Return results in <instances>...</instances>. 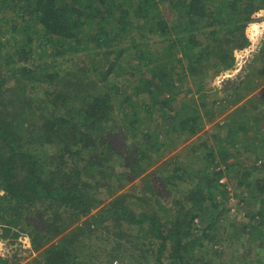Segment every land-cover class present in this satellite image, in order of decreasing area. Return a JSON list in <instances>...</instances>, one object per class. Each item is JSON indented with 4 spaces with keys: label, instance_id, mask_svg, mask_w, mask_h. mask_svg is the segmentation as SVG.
<instances>
[{
    "label": "trees",
    "instance_id": "obj_1",
    "mask_svg": "<svg viewBox=\"0 0 264 264\" xmlns=\"http://www.w3.org/2000/svg\"><path fill=\"white\" fill-rule=\"evenodd\" d=\"M263 9L264 0H0V238L23 246L29 237L27 264H109L133 238L136 264H214L216 195L226 190L209 170L186 191L177 181L200 162L240 166L227 162L235 142L234 157L251 161L239 184L264 206V79L253 77L264 74V40L254 74L231 97L174 103L187 79L200 92L235 68ZM119 123L139 136L124 170L112 164ZM206 123L217 130L185 148L191 159L164 153ZM14 257L0 251V264H18Z\"/></svg>",
    "mask_w": 264,
    "mask_h": 264
},
{
    "label": "rangeland",
    "instance_id": "obj_2",
    "mask_svg": "<svg viewBox=\"0 0 264 264\" xmlns=\"http://www.w3.org/2000/svg\"><path fill=\"white\" fill-rule=\"evenodd\" d=\"M247 32L250 37L251 44L249 47H247L245 50L240 51L236 55V61L237 63V69L236 70H229L228 73L218 75L216 76L213 81L202 91L197 92L195 91V84L187 79V81L184 82V90L179 94L178 98L176 99L174 106L181 107L184 106V103L194 105L196 103H200L202 96L206 97V102H214L216 100V103L221 102V99L226 98L227 91L230 92V97L232 96L234 88L241 89L240 85L242 83V80L249 74H254L255 71V64L258 60V55L260 53L261 45L264 40V9L259 11L257 15V19L250 23ZM77 57V56H76ZM72 61H75V58H68V65L64 66V68L73 67ZM70 64V65H69ZM76 65H74V68ZM255 78L254 80L256 83L261 84L264 79V74L262 75L261 72H255L253 75ZM138 77L135 75L134 79H137ZM12 82H15L13 80ZM238 85V86H237ZM127 85L125 84L124 87ZM188 87L193 89H187ZM132 88V87H131ZM244 90V89H243ZM29 91V90H28ZM33 95L36 97L38 95H42V91L39 88H35ZM145 97H142L141 94L137 95V101L143 100ZM243 101H240L238 104H242ZM229 103V109L232 110L236 106L234 104ZM260 107L262 110L261 114L264 115V105L263 103L260 104ZM180 110V109H179ZM141 115H145L143 112H141ZM264 117H259L258 120L263 119ZM264 120V119H263ZM221 121L225 123V119L222 117H219L215 122ZM257 121V120H255ZM214 122V123H215ZM122 123V122H121ZM117 124V127L121 124ZM263 124L262 129L264 131V122H261ZM122 126V134L121 132L118 133L117 136L111 137V140L114 145V155H112V161L116 168L118 170H124L125 163L127 162L128 156L131 154L130 152L134 149V142H137L139 136L133 135L131 133L130 128L127 125L121 124ZM215 124L213 123H206L204 126V129L197 134L196 136L190 138L189 140L185 141L182 140L180 144H173L169 149H163L164 153H166V150L168 153V156L181 154V159L183 161H188L191 159L192 155L189 150H185V148L190 147L192 144V141H202L204 138L212 137L214 132L217 130L214 127ZM110 129L107 127L104 130ZM118 129V128H117ZM126 131V133H124ZM256 132L257 129L253 128L252 132ZM183 139V138H181ZM212 145L214 146L217 143H220L221 141L217 138H212ZM174 146V148H173ZM176 147V148H175ZM233 149L231 152L234 156H236V152H238V146L234 142L233 143ZM80 148L82 152H86V148L80 145ZM241 149V147H240ZM169 150V151H168ZM264 150V149H263ZM248 154V152L245 153V156ZM234 156L229 157V160L227 162L233 163V162H240V166L234 167L232 169H226V164L220 162L217 166V159L215 163L213 164H204V162H200L199 165L194 166L192 164V171L191 173H188L185 176L184 181H177L179 183V190H185L189 187V183L192 182V177L195 175L194 173L198 172L201 176L204 174V170L208 172V170L211 172L212 178H217V190L225 189L226 190V196L223 197L221 193H218L216 195V199L218 202V210L216 209V213L213 217L216 218V215L221 214L220 218L218 219L220 225L218 230V237L216 240V243L214 244V249L218 250L220 253V256H215L214 264H264V212L263 214L258 213L261 208H264V206H261L260 202L254 200L250 197L248 193V187L247 185L241 186L239 184V177H241V174L246 168L247 170L250 169L251 161L247 158H244L243 156H239L241 161H238V157L235 158ZM219 157V156H218ZM197 157L195 158V160ZM262 161L264 162V158H262ZM208 163V162H206ZM158 164V163H157ZM261 164V163H258ZM210 168V169H209ZM214 168L220 169L221 174L214 177ZM226 169V170H225ZM204 171V172H203ZM209 172V173H210ZM139 179L132 180V183H137ZM135 191L141 190V188L136 185ZM159 192V190H158ZM161 192V190H160ZM178 192V191H177ZM0 193H3L2 190H0ZM164 193L167 195V197H163L161 199V202L164 203V205H167V202L172 200L174 197L173 195L169 194L166 190ZM208 196V195H206ZM134 199V198H133ZM138 203V200H137ZM151 204V200H150ZM152 205H150L151 207ZM141 208V207H140ZM135 209L139 210V205H135ZM221 213H219V212ZM198 220V219H197ZM198 222V227L203 230V227L207 226V222H202L200 220ZM257 226L258 229L255 232L254 238H252V234H250L253 226ZM243 228L246 229V232H243ZM242 230V232H241ZM201 232V231H200ZM145 236V235H144ZM235 237V238H234ZM133 242L131 241H123V246L120 247V252L122 251L123 255L120 256L122 260L120 259H114L112 263L109 264H136L132 257H130L134 253V255H138L139 251L135 249L133 243L137 241V239L133 238ZM147 240V239H146ZM139 241L142 242V239H139ZM30 241L29 237L24 238V245L22 246L20 243L10 244L0 238V251L7 257H13L14 255L16 257L15 260L18 258H21V261L18 262V264H27L28 261L31 260V251H30ZM96 249L102 252L103 257H105V254L103 253L106 249V245L104 241L95 243ZM98 253V252H97ZM35 255V254H33ZM12 259V258H11ZM12 261H14L12 259ZM88 264H96V261L93 259L88 260ZM155 264V263H153Z\"/></svg>",
    "mask_w": 264,
    "mask_h": 264
},
{
    "label": "crops",
    "instance_id": "obj_3",
    "mask_svg": "<svg viewBox=\"0 0 264 264\" xmlns=\"http://www.w3.org/2000/svg\"><path fill=\"white\" fill-rule=\"evenodd\" d=\"M237 61H236V65H237ZM234 69V68H233ZM232 69V70H233ZM237 69V66H235V69L234 70H236ZM229 70H231V69H229ZM229 70H226V71H223L222 73H220L219 75H222V74H226V73H228L229 72Z\"/></svg>",
    "mask_w": 264,
    "mask_h": 264
}]
</instances>
